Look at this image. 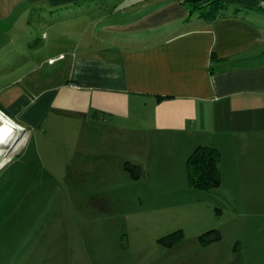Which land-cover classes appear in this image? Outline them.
Here are the masks:
<instances>
[{
	"label": "crops",
	"instance_id": "obj_1",
	"mask_svg": "<svg viewBox=\"0 0 264 264\" xmlns=\"http://www.w3.org/2000/svg\"><path fill=\"white\" fill-rule=\"evenodd\" d=\"M209 1L223 7L205 15L178 0H0V111L35 127L61 87L95 96L88 113L110 136H150L168 170L198 146L217 149L214 208L235 204L237 183L264 195V0ZM44 69L64 85L41 83ZM152 163L147 170L162 172Z\"/></svg>",
	"mask_w": 264,
	"mask_h": 264
},
{
	"label": "rangeland",
	"instance_id": "obj_2",
	"mask_svg": "<svg viewBox=\"0 0 264 264\" xmlns=\"http://www.w3.org/2000/svg\"><path fill=\"white\" fill-rule=\"evenodd\" d=\"M48 72L37 79L64 85ZM61 88L35 127L0 111V133L12 131L0 138V264H264V195L250 188L259 185L230 188L235 204L217 206V216L213 191H195L183 161L168 170L150 136H110L88 113L95 96ZM152 161L162 172L147 170ZM213 229L220 238L202 246ZM178 230L177 246L159 242Z\"/></svg>",
	"mask_w": 264,
	"mask_h": 264
},
{
	"label": "trees",
	"instance_id": "obj_3",
	"mask_svg": "<svg viewBox=\"0 0 264 264\" xmlns=\"http://www.w3.org/2000/svg\"><path fill=\"white\" fill-rule=\"evenodd\" d=\"M207 1V2H206ZM179 3L191 2L196 8L203 9L205 15L215 12L220 8L219 2H210L209 0H179ZM220 153L217 149L208 146H198L188 156L185 167L188 183L195 191H213L220 187L222 183V174L219 169ZM216 215L221 214V210L214 208ZM181 230L171 233L159 240L167 248L177 246L182 241ZM220 238L218 231L209 230L199 236L198 240L202 246L217 241Z\"/></svg>",
	"mask_w": 264,
	"mask_h": 264
},
{
	"label": "bare ground",
	"instance_id": "obj_4",
	"mask_svg": "<svg viewBox=\"0 0 264 264\" xmlns=\"http://www.w3.org/2000/svg\"><path fill=\"white\" fill-rule=\"evenodd\" d=\"M9 127H10V126L5 125L4 127L1 128L0 138H4V137H5V134H6V135H9V134H8L9 132L12 133V131L10 130ZM11 135H12V134H11ZM11 135H10V136H11Z\"/></svg>",
	"mask_w": 264,
	"mask_h": 264
},
{
	"label": "clouds",
	"instance_id": "obj_5",
	"mask_svg": "<svg viewBox=\"0 0 264 264\" xmlns=\"http://www.w3.org/2000/svg\"><path fill=\"white\" fill-rule=\"evenodd\" d=\"M3 114V113H2ZM4 115V114H3ZM6 117V116H5ZM15 125V124H14Z\"/></svg>",
	"mask_w": 264,
	"mask_h": 264
},
{
	"label": "built area",
	"instance_id": "obj_6",
	"mask_svg": "<svg viewBox=\"0 0 264 264\" xmlns=\"http://www.w3.org/2000/svg\"><path fill=\"white\" fill-rule=\"evenodd\" d=\"M52 62V61H51Z\"/></svg>",
	"mask_w": 264,
	"mask_h": 264
}]
</instances>
